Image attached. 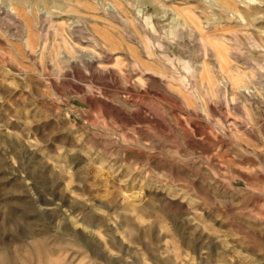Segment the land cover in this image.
Here are the masks:
<instances>
[{
    "label": "rangeland",
    "instance_id": "374dc122",
    "mask_svg": "<svg viewBox=\"0 0 264 264\" xmlns=\"http://www.w3.org/2000/svg\"><path fill=\"white\" fill-rule=\"evenodd\" d=\"M0 264H264V0H0Z\"/></svg>",
    "mask_w": 264,
    "mask_h": 264
},
{
    "label": "bare ground",
    "instance_id": "6f19581e",
    "mask_svg": "<svg viewBox=\"0 0 264 264\" xmlns=\"http://www.w3.org/2000/svg\"><path fill=\"white\" fill-rule=\"evenodd\" d=\"M231 3V2H230ZM100 4V3H99ZM221 3H216V5L219 7V8H221V9H223L224 7H226V8H231L232 6H233V4H225V6H224V4L223 5H220ZM108 6V5H107ZM108 8H110V7H108ZM177 26H178V24H177ZM176 26V27H177Z\"/></svg>",
    "mask_w": 264,
    "mask_h": 264
}]
</instances>
